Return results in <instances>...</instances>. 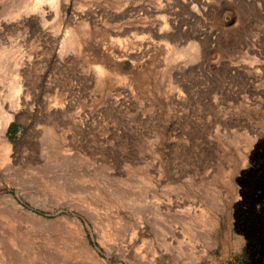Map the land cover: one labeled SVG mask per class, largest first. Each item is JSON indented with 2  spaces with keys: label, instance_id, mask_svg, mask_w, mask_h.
Here are the masks:
<instances>
[{
  "label": "rangeland",
  "instance_id": "1",
  "mask_svg": "<svg viewBox=\"0 0 264 264\" xmlns=\"http://www.w3.org/2000/svg\"><path fill=\"white\" fill-rule=\"evenodd\" d=\"M33 2L0 0V264H264V0Z\"/></svg>",
  "mask_w": 264,
  "mask_h": 264
},
{
  "label": "flooded vegetation",
  "instance_id": "2",
  "mask_svg": "<svg viewBox=\"0 0 264 264\" xmlns=\"http://www.w3.org/2000/svg\"><path fill=\"white\" fill-rule=\"evenodd\" d=\"M250 164L239 174L245 186L236 200V223H243L248 218L254 223H264V138L256 141L249 153Z\"/></svg>",
  "mask_w": 264,
  "mask_h": 264
},
{
  "label": "bare ground",
  "instance_id": "3",
  "mask_svg": "<svg viewBox=\"0 0 264 264\" xmlns=\"http://www.w3.org/2000/svg\"><path fill=\"white\" fill-rule=\"evenodd\" d=\"M43 0H35V7H39V10H40V12H41V7H40V3L42 2ZM50 2L53 4V5H55V4H57V2H56V0H50ZM20 3V2H19ZM56 6V5H55ZM54 6V7H55ZM13 8V7H12ZM29 8V7H28ZM33 9H35L34 7H32ZM30 9V8H29ZM15 10V9H14ZM32 10V9H31ZM36 10V9H35ZM38 11V10H37ZM47 12V11H46ZM27 14V13H26ZM2 35V34H1ZM66 37V36H65ZM67 38V37H66ZM10 49H12V48H10ZM12 51V50H11ZM9 53V52H8ZM8 53H7V55H8ZM10 54V53H9ZM6 56V52L4 51L3 53L2 52H0V57H5ZM16 59V58H15ZM2 65V64H1ZM5 71V70H4ZM3 71V72H4ZM7 82V85L8 84H10V83H8V81H6ZM11 85V84H10ZM10 85H8L9 87H10ZM6 87L7 89L9 88V87ZM13 88V87H12ZM2 89V88H1ZM10 90H11V87L9 88ZM8 89V90H9ZM15 89V88H14ZM6 90V89H5ZM5 90H3V91H5ZM7 90V91H8ZM13 90V89H12ZM6 92V91H5ZM11 91H9V92H7L8 94L7 95H9L10 97H13V96H11L9 93H10ZM13 92V91H12ZM11 92V94H14V93H12ZM16 92V91H15ZM1 95V94H0ZM7 95H5L4 96V94H3V97H1L0 98V117H1V121H0V136L2 135V133L4 132V130H5V128H6V126H7V123H8V121H9V119L11 118V113L9 112V111H6V110H4V107L6 106V97H7ZM15 97V96H14ZM13 99H15V98H13ZM8 100H10V99H8ZM11 100H12V98H11ZM10 100V103L8 102V108L11 110V108H10V106H12L13 105V103H11V102H13V100L11 101ZM16 104V103H15ZM14 108H12V110H13ZM4 165V164H3Z\"/></svg>",
  "mask_w": 264,
  "mask_h": 264
}]
</instances>
